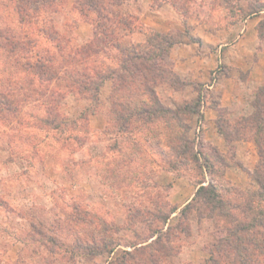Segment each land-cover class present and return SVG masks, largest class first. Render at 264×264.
<instances>
[{"label":"rangeland","instance_id":"374dc122","mask_svg":"<svg viewBox=\"0 0 264 264\" xmlns=\"http://www.w3.org/2000/svg\"><path fill=\"white\" fill-rule=\"evenodd\" d=\"M180 1L181 10L171 0H127L114 6L112 10L128 25L115 27L113 38L145 45L154 31L174 34L176 43L164 56L165 62L189 84L178 91L169 84L159 86L162 102L175 107L193 99L198 88L203 98L217 102L220 86L231 70L210 55L221 44H233L245 20L258 18L259 22L264 13L243 16L248 0ZM77 5V0H61L54 10L43 8L30 21H20L13 4L0 0V89L15 71L11 58L15 39L22 45L16 51L22 61L36 54L59 58L79 46L94 44L96 15L87 9L80 11ZM45 30L51 31L52 39ZM113 38H100L101 43L89 52L88 65L118 67L119 51ZM177 46L186 48L179 62L183 75L170 57ZM263 48L258 38V49ZM16 77L27 87L16 92L14 102L19 108L0 115V264H209L208 252L216 233L230 225L222 211L202 199L191 201L185 212L182 209L200 182L214 184L220 196L232 202L239 199L240 191L258 188L252 174L259 161L257 147L250 128H242L238 121L251 114V102L264 82H246L242 87L238 78L245 81L246 76L237 71V86L247 88L244 105L239 112L224 109L225 129L242 128L241 135L247 138L241 139L251 141L256 151L255 158L249 159L250 164L255 162L252 170L244 173L248 183L241 186L226 179L225 171L222 174L221 164L209 150L216 145L204 139L202 120L190 135L195 136V149L211 159V166L199 169V163L184 158L173 173L158 151L166 148L161 138L145 128L118 133L107 121L111 80L100 86L99 111L87 119L79 116L89 100L65 93L60 112L67 123L52 129L39 122L45 116L42 93L46 84L31 82L28 73ZM224 141V150L216 148L241 170L244 167L236 159L233 141ZM171 207L176 208L172 213ZM107 239L105 249L102 242Z\"/></svg>","mask_w":264,"mask_h":264},{"label":"trees","instance_id":"16d2710c","mask_svg":"<svg viewBox=\"0 0 264 264\" xmlns=\"http://www.w3.org/2000/svg\"><path fill=\"white\" fill-rule=\"evenodd\" d=\"M9 1L13 4L20 21H30L31 17L43 8L54 10L55 5L61 0ZM124 1L127 0H77L80 11L87 9L96 15L94 25L96 40L92 42L94 44L79 46L72 54H61L59 58L36 54L34 59L27 58L26 55L22 61L21 56L16 53L22 46L20 40L14 41L11 35H6V39L14 41L11 58L15 71L7 81H3L4 89H0V115L14 113L19 108L18 103L14 102L15 96L19 91L27 89L17 80L16 76L20 73H28V80L31 82L37 80L39 84H46L42 93L46 100L45 116L39 118V122L52 129H59L67 123L65 116L60 112V99L65 93L78 94L89 100V105L79 116L80 119H87L89 114L99 111V89L102 83L109 79L112 81V89L106 115L107 121L115 125L118 133L145 128L155 137L161 138L166 148L158 151L164 157L170 172L177 173L176 165L184 158L199 163V169L209 168L211 159L207 154L202 155L195 149V136L192 138L190 135L193 126L198 128V123L203 117L200 110L203 101L200 88L197 89V95L193 99L184 100L175 107L164 104L157 91V88L163 84H169L174 91L189 84L181 80L165 62L164 56L176 43L174 34L154 31L148 35L145 45L139 42L124 44L113 38L115 27L128 25L127 20L112 10L114 6ZM180 3V0H171V4L177 10H181ZM238 9L242 10L241 7ZM242 11L243 16L264 13V0H248L247 7ZM256 28L260 44L263 45L264 18L259 20ZM44 34L52 39L50 30H45ZM108 36L113 38L111 41L119 51L118 67L101 69L88 65V59L92 55L89 52L92 53L93 48L101 43V37ZM58 43L57 41L56 46L61 47ZM23 99L25 98L18 100L23 101ZM251 106L253 108L251 114L242 117L238 123L242 128H250L251 139L257 147L259 161L252 174L258 182V188L250 192L240 191L239 199L232 202L224 200L214 184L204 185L200 182L194 196L182 209V212H185L191 201L202 199L206 204L211 205L212 209L222 211V217H226L230 225L216 233V241L211 243L208 252L209 264L264 263V85L256 91ZM222 114L217 119V128L226 142L247 138V136L242 137V128L233 125L225 129L224 110ZM209 150L214 153L216 162L221 164L222 174L227 167L234 164L216 146H209ZM175 210V207H171L169 212ZM166 219L167 217L164 218L163 223H166ZM169 230L168 227L163 235L167 236ZM108 243V239L102 242L105 249H108Z\"/></svg>","mask_w":264,"mask_h":264},{"label":"crops","instance_id":"0c3cea01","mask_svg":"<svg viewBox=\"0 0 264 264\" xmlns=\"http://www.w3.org/2000/svg\"><path fill=\"white\" fill-rule=\"evenodd\" d=\"M257 21L258 18L245 20L239 28L237 40L228 46H223L225 44L219 45L218 49L215 50L217 53H212L210 55V57H218L217 61L227 65L228 69L231 70L229 73L232 74L230 75L228 73V75H225V80H227V82H224V84L220 86L217 102L205 97L203 98L200 109L203 116L201 120L204 139L211 141V143L219 148H223V150L224 147L226 148V143L224 141V136L217 128V119L223 115L224 109H228L233 113L239 112L242 105H244L246 96L244 91L247 88H239L236 84V72L240 70L246 76L245 81L244 79L238 78V80H241V83H243L242 87L246 82H264V48L261 51L258 49ZM185 51L186 48H184V46H177L172 48L170 52V57L176 60V70L182 75L184 72H182L183 70L179 67V62ZM207 87L211 89L210 86ZM232 144L236 151V159L241 161L243 164L242 167L244 168L240 170L239 167L229 166L225 169L224 176L232 184L242 186L248 183V178L244 173L246 174L248 171L252 170L255 162L250 164L249 159L254 157L253 155H255L256 151L252 142L245 139L234 140ZM175 197L176 196L173 194L172 198Z\"/></svg>","mask_w":264,"mask_h":264},{"label":"built area","instance_id":"2783aa9c","mask_svg":"<svg viewBox=\"0 0 264 264\" xmlns=\"http://www.w3.org/2000/svg\"><path fill=\"white\" fill-rule=\"evenodd\" d=\"M199 128V127H198Z\"/></svg>","mask_w":264,"mask_h":264}]
</instances>
